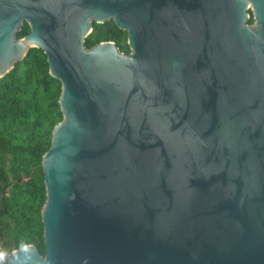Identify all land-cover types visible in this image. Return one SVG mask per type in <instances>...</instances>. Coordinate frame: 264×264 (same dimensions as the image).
Here are the masks:
<instances>
[{
    "label": "water",
    "instance_id": "1",
    "mask_svg": "<svg viewBox=\"0 0 264 264\" xmlns=\"http://www.w3.org/2000/svg\"><path fill=\"white\" fill-rule=\"evenodd\" d=\"M109 21L128 54L84 47ZM30 49L60 85L44 254L0 264H264V0H0V78Z\"/></svg>",
    "mask_w": 264,
    "mask_h": 264
},
{
    "label": "trees",
    "instance_id": "2",
    "mask_svg": "<svg viewBox=\"0 0 264 264\" xmlns=\"http://www.w3.org/2000/svg\"><path fill=\"white\" fill-rule=\"evenodd\" d=\"M91 27L84 39L86 49L112 42L121 53H129L126 34L111 21ZM27 33L23 24L17 38ZM59 92V83L48 75L45 56L37 49L28 50L22 61L0 78V253L4 257L25 245L44 254L40 160L49 147L52 128L61 120Z\"/></svg>",
    "mask_w": 264,
    "mask_h": 264
},
{
    "label": "clouds",
    "instance_id": "3",
    "mask_svg": "<svg viewBox=\"0 0 264 264\" xmlns=\"http://www.w3.org/2000/svg\"><path fill=\"white\" fill-rule=\"evenodd\" d=\"M20 251L22 253H27L28 252V248L27 247H21ZM27 260V257L25 258ZM4 260V254L3 253H0V261H3Z\"/></svg>",
    "mask_w": 264,
    "mask_h": 264
}]
</instances>
